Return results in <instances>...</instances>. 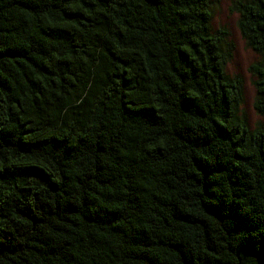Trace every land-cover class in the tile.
Returning <instances> with one entry per match:
<instances>
[{"label": "trees", "instance_id": "trees-1", "mask_svg": "<svg viewBox=\"0 0 264 264\" xmlns=\"http://www.w3.org/2000/svg\"><path fill=\"white\" fill-rule=\"evenodd\" d=\"M210 3L0 0V264H264V125ZM232 11L264 56V0Z\"/></svg>", "mask_w": 264, "mask_h": 264}, {"label": "rangeland", "instance_id": "rangeland-1", "mask_svg": "<svg viewBox=\"0 0 264 264\" xmlns=\"http://www.w3.org/2000/svg\"><path fill=\"white\" fill-rule=\"evenodd\" d=\"M233 2L234 0H211V30L216 32L219 29H225L229 33L228 43L232 44L233 51L225 71L229 77L242 78L243 102L240 106V115L246 118L251 129H255L259 125H264V116L257 114L254 109L256 78L250 72V67L264 61V56L247 47L238 29V14L232 11Z\"/></svg>", "mask_w": 264, "mask_h": 264}]
</instances>
